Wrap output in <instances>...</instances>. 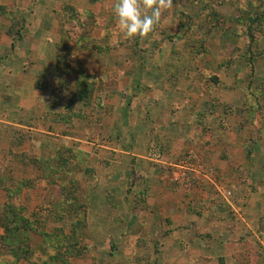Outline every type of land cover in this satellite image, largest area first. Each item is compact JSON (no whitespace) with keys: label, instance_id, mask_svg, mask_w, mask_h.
Returning a JSON list of instances; mask_svg holds the SVG:
<instances>
[{"label":"rangeland","instance_id":"rangeland-1","mask_svg":"<svg viewBox=\"0 0 264 264\" xmlns=\"http://www.w3.org/2000/svg\"><path fill=\"white\" fill-rule=\"evenodd\" d=\"M116 2L0 0V32L2 22L6 23V35L17 43L27 35L32 20L36 18L38 32L61 39L58 45L61 59L58 62L69 73L61 71L63 74L56 78L53 90L62 94L60 97L64 99H73L80 66L79 62L63 58V43L68 42L73 50L78 48L98 56L96 67H100L103 76H93L91 106L80 110L71 108L67 117L70 124L88 122L92 131L94 120L96 124L101 122L107 126L110 120L124 116L128 109L140 108V97L147 90L144 86L147 77L143 71L158 65L160 72L165 70V77L180 78L188 90L197 87L198 101L209 95V104L224 111L229 120H234L241 130L234 125L230 131L245 134L246 151L251 149L259 153L258 156L261 154L259 160L264 166V0H172L170 8L162 9L161 22L154 32L131 40L117 26ZM34 11L37 12L35 16ZM46 22H50L47 24L53 29L52 33L49 28H40L41 23ZM19 28L22 37L16 40L11 35H15ZM37 50L45 52L44 45H38ZM197 115L194 117L199 120L204 116L200 112ZM73 134L77 136V133ZM89 137L83 143L71 141L70 148L62 147L63 155L59 154V149L60 156L53 155L48 161L31 160L28 154L19 158L8 157L10 161H27V165L34 167L40 165L42 171L39 170L37 175L24 172L5 175L0 171V190L6 186L14 188L22 177L28 184L20 192V202L23 196L24 214L33 222L34 230L27 232V246L32 252L47 247L55 256L54 264H264V187L260 186L248 191L247 194L253 197L252 202L247 200L251 197L242 196L245 204L238 203L239 196H233L230 201L237 211L225 203L218 192V197L213 195L216 198L213 202L220 209L219 214L205 205L191 204L190 214L197 218L199 225L193 231L194 236L168 238L167 242L170 239L171 243L164 248L158 238L139 237L137 246L132 249L134 241L129 236L115 235L117 229H113L114 232L109 229V222H104L102 228L100 222L93 220L95 211L89 206V200L91 202L96 197L109 203L108 198L116 195L114 199L120 202L135 192L134 200L125 205L129 209L132 206L134 211L143 208L145 200L140 189L135 191L130 184L129 173L123 175L118 191L98 187L94 181L96 170H109L113 159L104 147H119L113 145L114 140L101 138L94 142V136ZM22 138L20 143L27 146V138ZM79 145L90 151L79 154L74 149ZM101 151L105 155L100 156ZM248 158L250 160L251 155ZM163 162L149 167L169 174L172 168L169 164L174 159ZM157 175L162 176L161 173ZM140 177L139 172L132 174V179ZM119 191L120 196H117ZM33 197L37 198V205H33ZM72 197L76 204H81L77 212L74 205L68 203ZM3 200L4 195L3 198L0 196V216ZM204 211H208L207 214L204 215ZM88 213L91 214L89 221ZM83 216L85 225L81 223ZM117 222L122 223L118 228L124 229L126 222ZM74 230L76 235L72 233ZM0 231L2 236L4 230L1 226ZM42 232L53 238L49 245ZM69 242H77L80 256L68 257L61 253L62 247ZM10 262V248L0 245V264ZM17 264L30 263L20 259Z\"/></svg>","mask_w":264,"mask_h":264},{"label":"crops","instance_id":"crops-1","mask_svg":"<svg viewBox=\"0 0 264 264\" xmlns=\"http://www.w3.org/2000/svg\"><path fill=\"white\" fill-rule=\"evenodd\" d=\"M36 14L34 11L33 16ZM34 19L27 35L17 43L6 35V23L1 24L0 171L5 175L24 172L34 176L42 171L40 165H27V161L21 159L10 161L9 156L19 158L28 154L31 160L48 161L53 155H63V148H70L71 141L83 143L90 135L94 136V142L101 138L114 140L113 145L118 146V149L113 146L104 147L113 157L109 165L111 167L107 171L96 170L94 181L100 189L118 191L121 189L123 175L131 174L129 182L133 189H140L145 195H142L145 200L143 208L134 211L132 206L130 209L125 206L134 200L135 192L130 198L122 194L125 200L120 202L114 199L116 195L108 198L109 203L105 199L94 197L91 202L89 200V206L95 211L93 220L100 222L102 228L104 222H109V229L113 232V229H117L115 235L133 239L132 249L137 246L136 240L139 237L158 238L164 248L171 243L170 239L167 242L168 238L194 236L193 231L199 225L197 218L190 214L191 204L205 205L219 214L220 209L213 202L216 201L214 194L216 197L220 194L225 203L236 210L235 204L230 201L234 195L239 196L238 203L245 204L242 196L251 197L247 194L250 189L264 187V166L262 160H259L261 154L258 156L259 153L256 154L251 149L246 151L244 133L235 134L230 131V127L234 125L239 131L241 128L234 120H229L224 111L219 108L216 110L209 104V95L198 101L197 87L188 90L180 78L165 77V70L160 72L158 65L143 71V75L147 77L144 82L147 90L140 97V108L134 106L128 109L124 116L119 115L118 119L110 120L107 126H103L101 122L96 124L94 120L92 131L88 122L70 124L67 120L70 109L80 110L85 105L81 101L72 103L73 99H64L60 97L62 94L54 93L53 85L57 83L56 78L63 74L61 71L69 73L58 62L61 59L58 56L61 39L38 32L39 27ZM42 23L40 28H49L52 33L53 29L48 25L50 22ZM40 44L44 45L45 52H38L37 46ZM63 45L65 60L79 62V68L91 76H103L100 74V67H96V54H88L78 48L73 50L68 42ZM199 112L204 114L200 120L194 117ZM73 126H78V129ZM73 133H77V136H73ZM22 137L27 138V146L20 143ZM255 147L258 148L259 143ZM55 149L57 153L54 152ZM74 149L82 155V151H90L84 145ZM101 154L105 155V152L101 151L99 155L102 156ZM250 155L252 158L249 160ZM173 159L174 162L169 164L172 166L169 174L165 175L159 168L149 167L153 163L164 164L163 161ZM183 159L200 163L210 172H188L184 179L176 182L173 178V166ZM137 172L141 177L132 179V174ZM159 173L162 176H158ZM227 192L230 193L229 196L226 195ZM118 193L120 191L117 192V196H120ZM3 195L5 199L4 189L0 190L2 198ZM252 199L253 197L247 200L252 202ZM37 201V198H32L33 205H37ZM21 202L25 205L23 196ZM207 212L204 211L203 214ZM87 215L89 221L91 214ZM118 220L126 222L124 229L118 228V224H122ZM161 238L167 239L163 241Z\"/></svg>","mask_w":264,"mask_h":264},{"label":"trees","instance_id":"trees-1","mask_svg":"<svg viewBox=\"0 0 264 264\" xmlns=\"http://www.w3.org/2000/svg\"><path fill=\"white\" fill-rule=\"evenodd\" d=\"M11 36L16 40H19L20 37H22L20 34V28L16 30L15 35ZM93 81L94 77L86 71L80 69L77 72V90L73 94L72 103L74 101H81L85 106H89L91 104V86L93 85ZM27 185V182L21 181L16 182L14 188L8 186L4 188L6 198L3 205V212L0 216V226L4 230V234L0 236V245L7 246L11 250L12 262L8 264H17L20 259H25L30 264H54L53 261L55 260V256L51 254L47 247H41L40 250L35 253L27 246V232L34 230L33 222L24 214L25 208L20 202V192ZM73 199L69 200L68 203L74 205V210L77 212L81 204H76L75 198ZM82 218L81 223L85 225V216ZM75 231L76 230L72 231L73 235H76L74 233ZM41 235L43 236L45 242L49 245L53 238L43 232ZM61 253L68 257L81 255V252L77 249V242L73 244H70L69 242V245L63 246ZM61 264H63V262Z\"/></svg>","mask_w":264,"mask_h":264},{"label":"clouds","instance_id":"clouds-1","mask_svg":"<svg viewBox=\"0 0 264 264\" xmlns=\"http://www.w3.org/2000/svg\"><path fill=\"white\" fill-rule=\"evenodd\" d=\"M172 0H117L114 6L119 31L128 39L144 38L161 22L162 9Z\"/></svg>","mask_w":264,"mask_h":264},{"label":"built area","instance_id":"built-area-1","mask_svg":"<svg viewBox=\"0 0 264 264\" xmlns=\"http://www.w3.org/2000/svg\"><path fill=\"white\" fill-rule=\"evenodd\" d=\"M174 181H179L184 179L188 172H196V173H203L206 171L207 173L210 172L209 169H205L200 163L192 162L190 160H180L174 166ZM227 196L230 195L229 192L226 193Z\"/></svg>","mask_w":264,"mask_h":264}]
</instances>
